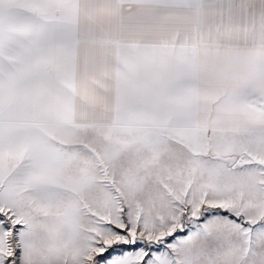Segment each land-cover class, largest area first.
Returning a JSON list of instances; mask_svg holds the SVG:
<instances>
[{
	"label": "snow or ice",
	"instance_id": "6c2138e0",
	"mask_svg": "<svg viewBox=\"0 0 264 264\" xmlns=\"http://www.w3.org/2000/svg\"><path fill=\"white\" fill-rule=\"evenodd\" d=\"M0 264H264V0H0Z\"/></svg>",
	"mask_w": 264,
	"mask_h": 264
}]
</instances>
